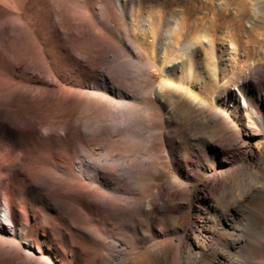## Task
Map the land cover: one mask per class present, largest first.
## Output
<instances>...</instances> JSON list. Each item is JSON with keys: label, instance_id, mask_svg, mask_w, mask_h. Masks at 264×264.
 I'll return each instance as SVG.
<instances>
[{"label": "bare ground", "instance_id": "6f19581e", "mask_svg": "<svg viewBox=\"0 0 264 264\" xmlns=\"http://www.w3.org/2000/svg\"><path fill=\"white\" fill-rule=\"evenodd\" d=\"M117 2L0 0V264H213L214 260L217 264H258L257 255L264 245V184L250 178L234 192L224 179L226 169L220 168L190 192L196 179L193 175L199 177L205 169L240 161L238 156L224 158V145L205 140L202 151L214 156L209 165L200 160L193 164L190 157L171 152L169 161L155 169L159 176L168 173V163L172 165L177 176L164 182L145 178L148 165L136 156L120 155L114 141L102 144L100 154L81 147L87 160L78 156L80 166L73 170L66 150L79 146L81 134L95 139L124 134L128 129L135 132L140 127L130 111L136 106L134 101L160 98L166 102L165 89L146 91L138 100L117 83L127 82L129 72L138 68L131 60L119 59L125 47L114 36ZM127 2L128 18L132 19L134 0H121ZM150 12L144 17L149 19ZM150 25L154 33V25ZM137 26L141 28L140 23ZM179 35L176 25L162 23L161 39L171 51L186 53V43L181 49L174 44ZM180 65L185 67L183 61ZM187 74L195 77L188 64ZM242 81V99L227 91L216 109L186 96L185 113L192 116L199 110L208 119L226 123L233 110L251 105L264 114V97L253 95L248 75ZM101 84L100 93L93 98L95 106L107 100L117 104L115 111L107 117H74L90 95L85 86L96 92ZM164 86L161 82L159 89ZM158 104L157 113L143 112L147 128L163 121V105ZM51 112L55 114L51 116ZM238 132L246 138L256 134ZM175 136L168 138L175 142ZM255 153L249 149L247 155L253 159ZM185 166L192 169H182ZM145 185L155 189L147 199L141 194ZM144 209L154 220H172L175 225L159 232L142 227L141 243L153 246L146 257L135 258L129 241L118 232L131 234L136 212ZM87 211L99 216L102 228L91 225ZM107 231L118 235L107 238ZM176 234L175 255L172 242ZM234 253L238 260L232 259Z\"/></svg>", "mask_w": 264, "mask_h": 264}, {"label": "rangeland", "instance_id": "374dc122", "mask_svg": "<svg viewBox=\"0 0 264 264\" xmlns=\"http://www.w3.org/2000/svg\"><path fill=\"white\" fill-rule=\"evenodd\" d=\"M134 6L135 14L132 19H129V2L122 4L121 0H118L116 5L114 36L125 47L124 55L122 54L125 57L121 55L119 59L123 62L131 60V63L138 65V68L134 67L129 72L126 78L129 82L117 83L125 92L128 90L130 95L134 94L138 100L146 91L162 92L161 90L165 89L166 102L164 103L160 98H152L153 101H134L133 104L136 106L130 111L136 114L135 117L139 122L136 126L142 127L135 132L128 129L129 132L124 133L126 135L122 132L120 135L109 134L95 139L88 134H81L80 142L78 141L80 147L67 146L66 150L68 160L73 162V170L76 171L80 166L78 156L80 160H87L81 155V147L86 152L96 151L95 154H100L104 150L101 147L102 144L114 141V147L117 146L116 149L120 155L136 156V159L148 165L149 168L143 174L145 178L154 177L156 181L164 182L166 179L177 176L172 165L168 163L166 168L168 173L159 176L155 169L169 161L171 152L186 156V159L190 157L189 160H192L193 164H196L198 160L205 165L211 164L213 154L202 151L206 140V142H213L214 145L217 143L219 146L224 145L227 148L224 158L231 160L234 156H238L240 161L236 165L218 166L212 171L205 169L199 177L193 175L192 179H196L192 182L191 194L202 184L206 176L220 168L226 169L224 179L229 189L234 192L238 191L242 187L241 184L250 178L256 177L264 184V114L260 113L261 111L253 108L252 105L241 108L240 111L233 110L232 116H229V121L226 123L221 119H208L205 113L199 110L192 116L188 115L185 113L184 105L186 96H194L200 102L217 109L218 103L224 101L223 98H226V93L230 90L240 100L242 99L240 86L244 82L242 81L244 75H248L251 79L250 90L253 95L259 94L264 97V0H143L142 4L134 0ZM149 12L151 16L147 19L144 16ZM165 21L178 27L180 35L174 44L181 49V46L186 43L188 48L186 53L182 50L171 51L168 43L161 39V25ZM138 23L141 24L140 29H138ZM150 23L154 25V33ZM143 32L146 37L142 35ZM108 53L110 54L109 50ZM182 61L184 68L180 65ZM187 64L189 71L195 75L194 78L187 74ZM161 82H164L165 86L159 89ZM127 84L131 86L128 87ZM85 87L86 90H90V95L85 97L81 109L74 117L78 116L82 119L90 118L92 115L107 117L115 111L117 104L107 100L97 99L102 102L95 106L96 99L93 100V98H97L96 94L100 93L102 84L96 92L91 86ZM159 101L163 105L160 111L163 121L157 126L147 128L142 119L143 112L149 109L157 113V108L160 107ZM54 114L51 112V116ZM180 128L185 129L187 134L180 133ZM153 131H157V134H154L155 137L152 134L154 138L149 135V132ZM238 131L243 134L248 131L256 134L253 138L248 136L246 138ZM170 134L176 135L175 142H171L168 138ZM255 146H259L257 150ZM98 148H100L99 151H97ZM249 149L256 152L253 159L249 157V154L247 155ZM200 152L202 154L198 156ZM184 153H187L188 157ZM180 159L183 158L180 157ZM237 165L244 167L236 168ZM190 167L192 169V166H185L182 169L189 170ZM190 173L193 174V172ZM142 189L145 191L142 190L141 193L143 199L152 196L155 190L146 185ZM91 214L90 211L86 212V215L92 219L89 221L91 225L97 229L102 228L103 224L99 216ZM171 221L154 220L148 210L144 209L136 212L134 231L131 234L122 231L118 233L129 241V249L133 251V257L138 258L141 255L146 257L153 245L141 243L142 227L147 226L152 231L159 232L163 231L161 229H172L175 223ZM86 226L89 227L87 220ZM261 230L264 232V221ZM117 235L116 231L113 233L107 231L104 236L111 238ZM177 247L178 235L176 234L172 242V251L175 255ZM236 258L239 259L234 253L232 259L236 260ZM257 260L258 264H264V245L260 248ZM126 263H130V258L126 260ZM149 264H155V262L151 261ZM213 264H217L216 260Z\"/></svg>", "mask_w": 264, "mask_h": 264}]
</instances>
